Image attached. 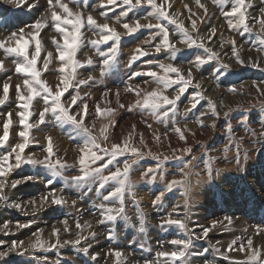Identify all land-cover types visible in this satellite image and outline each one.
<instances>
[{"label":"rangeland","instance_id":"1","mask_svg":"<svg viewBox=\"0 0 264 264\" xmlns=\"http://www.w3.org/2000/svg\"><path fill=\"white\" fill-rule=\"evenodd\" d=\"M61 2L67 3L73 12L83 13L85 17L91 14L98 23L107 22L121 33L116 63L104 76L100 75L103 57L97 55L96 50L88 45L77 53V59L82 62L89 57L95 61L90 67L78 69V79H87L89 74L96 77L94 83L80 88L81 96L88 94L85 98L89 115L85 122L91 126L95 119L94 132H97L101 124L108 121L95 118L96 104L102 109H116L111 118L109 140L102 141V147L110 148L112 143H120L131 134L130 144L140 148L145 155L138 158L132 166L128 177L131 187L125 192L123 205L119 202L109 204L113 208L123 207L124 212L116 221H105L104 224L97 223L101 217L96 206L102 202V195L114 190L113 182L102 190H97L98 183L79 188L69 186L39 165L22 164L19 169L11 172L8 177L9 185L26 176H35L36 179L22 182L15 188H5L9 203L20 202L22 210L0 206V225L7 222L11 229L7 235L0 232V241L4 242L0 245V250H6L13 241H22L23 247L0 260V264H166L165 258L158 257L157 253L177 250L178 246L169 242L173 239L188 238V233L183 229L175 226L160 227L161 220L167 219L169 213H173V219L186 217L187 229L196 235L201 234L203 227H211L213 221L221 222L212 228L206 238L193 237L188 255L177 264H243L250 255L247 248L249 238L253 241V248L261 251L264 258V45L261 44L264 40V24L258 22L264 20V13L261 12V9H264V0H246V5H251L244 9L250 29L247 32L242 28L229 27V18L225 13L235 6V0H199V4L196 0H168L171 5L167 8L169 15L182 22L198 43L203 42L206 47L219 54V60L202 66L195 65V60L196 55H204L203 49H187L185 45L178 43L180 33L175 25L166 20L159 22L168 27L171 42L177 43V47L183 49L176 54L175 60L163 50L159 54L155 53V45L161 39L154 36L155 29L143 28L135 34L125 35L126 30L121 26L123 23L133 25L137 19L141 24L158 22L151 17L143 18L151 11L150 7L132 10L122 17L120 14L126 7L120 0L113 5L107 4V0ZM160 2L161 0H157V3ZM200 4L204 7L201 8ZM53 6L52 9L49 8L48 0H21L19 5L17 0H0V40L7 39L12 33L19 34L23 29L24 39L30 41V54L35 49V41L30 39L29 35L34 29L30 26L37 21L48 20V26L42 29L37 37L42 43L38 69L42 68L43 60L49 51L54 53V57L56 55L53 38L63 43L61 35L55 32L52 26L51 11L55 10L61 15L63 13L59 6L55 5V0ZM101 12L107 13V21L100 15ZM193 20L195 30L192 28ZM213 30L215 35L209 39ZM82 31L85 33L86 45L87 40L99 39V35H93L91 29L85 28ZM233 41L238 55L244 61L243 66L235 61L232 53ZM9 43L15 46L14 40ZM110 45L111 42L101 45V51L107 52ZM138 48L149 55L140 57L129 66ZM0 59L5 61L6 68V71H0V96L3 94V84H10L9 99L0 105V136L3 135V123L7 113L13 114L8 145L0 148V154H3L9 151L11 146L23 142L18 135L23 127L19 124L16 113L22 109L18 106L20 101L16 99L15 85H21V91L25 95L27 92L23 88V75L15 73L13 57H5L3 50H0ZM149 60L172 63L185 73L191 68L193 84L199 82L201 85L200 88L189 86L177 102L175 114H170L168 119L162 121L157 120L148 111L127 110V105L135 103L137 97L134 93L125 92L126 85H139L144 91L157 88V84L147 76L129 79L131 74L137 71L152 70L162 74V70L155 63L147 64ZM221 62L229 64L231 70H220ZM59 68L60 62L53 58L49 70L44 72L41 78L50 86H55L60 82ZM178 87L179 85H173L165 90L164 94L172 98L176 95ZM117 90L120 103L124 104L125 108H119L116 102ZM106 91H109L108 96L103 95ZM70 94H75L71 88L65 93V98ZM210 102L216 105L220 113L218 117L211 115ZM193 103L196 104L195 108L192 107ZM33 105V115L29 123L38 120L43 102L34 101ZM225 112L228 113L227 116L224 115ZM202 113L207 115L202 116ZM198 118L203 119V126L196 122ZM172 121H176L181 129L187 125L190 131H185L186 141H181L173 133ZM141 134L147 147L139 143ZM46 136L53 138L54 151L59 158L66 160L68 165L77 163L78 151L75 149L83 143L84 137L76 135L67 125L63 129L54 126L50 115L46 124L40 125L39 129L30 130L31 143L22 155L26 157L35 154L36 158H43L45 153L42 148L46 144ZM157 136L160 137L159 140L155 139ZM185 147L191 148L192 152L183 154L180 151H172ZM149 150L154 155H159L160 161L147 155ZM164 155L169 156L167 161H163ZM174 156H181L182 159H175ZM192 156L196 157V160L192 161L193 166L184 168L182 172L184 162L191 160ZM117 159L118 165H110L105 175L114 171L117 166L123 168L125 160L131 161L135 157L125 155ZM10 162H15L14 154ZM149 168L157 170L147 173ZM184 173H188L187 186L176 184L168 190L167 185L174 180H183ZM64 174H80L78 165L67 168ZM48 179L53 181L51 185L47 184ZM49 192H55L57 196L63 195L68 202L58 207L49 201L41 207V197ZM161 193H164L163 197L154 205L153 201ZM33 199L36 200L35 208L28 203ZM72 201H76V204L73 205ZM225 217H230L231 222L225 220ZM65 218L68 220L69 232L64 231V225L61 223ZM141 220L144 222L143 232L140 231ZM75 221H80L81 224L85 221L91 223V228L81 233L87 239L81 240L77 246L63 245L64 240L76 238L78 229L75 227ZM17 224L29 226L17 229ZM53 227L60 229L59 236L63 246L28 247L36 238L34 233H39L41 229V239L55 243L56 238L52 236ZM258 230H261L260 234H257ZM90 232L95 233V236L89 235ZM110 232L114 233L113 239L108 238ZM233 241L236 242L235 245H232ZM242 243L245 245V251L238 250ZM85 247L89 249L88 255L80 250ZM117 252L121 255L117 256ZM97 253V259L92 260L91 256ZM167 264L171 262L168 261Z\"/></svg>","mask_w":264,"mask_h":264},{"label":"snow or ice","instance_id":"2","mask_svg":"<svg viewBox=\"0 0 264 264\" xmlns=\"http://www.w3.org/2000/svg\"><path fill=\"white\" fill-rule=\"evenodd\" d=\"M21 0H17V4ZM199 4V0H196ZM215 2V0H214ZM117 0H107V4L113 5L116 4ZM126 10L121 12V16H127L128 12L143 8L150 7L151 11L148 12L147 16L143 17L147 19L149 17L157 19V23H147L141 24L140 20L137 19L133 25L128 23H123L121 26L126 30L125 35H132L137 33L143 28L146 29H155L156 32L154 36H159L160 42L155 45L154 51L159 54L162 50L168 53L169 57L172 60L176 59V54L183 51L180 47H177V43H173L170 40L169 29L163 23L159 22L161 20L168 21L169 24L175 25L176 30L180 33V40L178 43L186 46L187 49L199 48L203 49L204 55H196L195 65L202 66L206 63H209L213 60H219V54L213 51L211 48L206 47L203 42L198 43L194 39L187 28L184 27L182 22H178L172 16L169 15L167 8L171 7L168 4V0H161L160 3H157V0H120ZM49 8L52 9L53 0H48ZM55 5L59 6L62 10L63 15L58 13L55 10L51 11V23L55 32L59 33L63 39V43H59L55 38H53L52 43L55 45L56 55L49 51L47 56L43 60V66L41 69L37 68V63L40 58L42 43L37 38L39 32L48 26V20L44 19L42 21H37L35 24L30 27L34 29V32L29 33L32 37V40L35 41V49L31 54L29 53L30 41L25 40L22 33L23 29L20 30V33H12L10 37L4 40H0V50H3L5 57H13L12 63L15 66V73L23 75L24 79L22 81L23 88L26 90L27 94L21 91V85H15L16 99L20 101L19 108L22 109L18 111L16 115L19 117V124L23 127V130L18 133L22 138V143H17L14 146L10 147V150L6 153L0 154V206L15 208L17 210H22V204L20 202L12 201L9 203V197L5 194L6 187L15 188L22 182H27L35 180V176H26L22 180H15L10 185L8 184V177L11 172L15 169H19L22 164H28L32 166H42L47 171L55 177L60 178L65 185L83 187L88 184L98 183V189L102 190L110 182L115 184L113 191H109L107 195H102V202L96 207L99 209L100 219L97 221L98 224H104L105 221L114 222L122 215L124 212L123 207L113 208L109 204L119 202L120 205H123L125 192L130 190V184L128 183V177L132 170V166L137 162L138 158H141L145 155L140 148L130 144V135L129 137L124 138L120 143H112L109 147H102V141L106 142L109 140V129L112 125V117L115 115L116 109L104 108L102 109L97 103L95 106V118L96 119H107V123L101 124L97 132H94L96 127L95 119L92 122L91 126L86 124V118L89 115V106L86 100V96H81L80 88L81 86H88L90 83H94L96 77L89 74L87 79H78V69L87 68L95 64V61L89 57L86 61H80L77 59V53L85 46L90 45L92 49L96 50L97 55L103 57L102 67L100 70V75L104 76L107 74L108 70L114 67L116 63V53L118 51V45L121 41V33L117 29L110 25L109 23H98L97 20L91 15L88 14L86 17L83 13L73 12L69 8L67 3H62L61 0H55ZM103 6V5H102ZM187 8V5H185ZM200 7L204 6L200 4ZM251 7V5H246V0H235V6L232 7L231 11L226 12L225 16L229 18V27L231 28H242L245 32L250 31L248 27V17L246 16L245 8ZM207 10L205 9V12ZM261 12L264 13V9H261ZM101 16L105 17L107 21V13L101 12ZM235 20V23H233ZM119 22V18H117ZM258 22L264 24V20H258ZM88 28L93 31V35H99V39H90L87 40V45L85 44V33L83 29ZM192 28L195 30V21H192ZM215 35L213 33L209 36V39ZM15 41V46L10 45V41ZM111 42L108 51H101V45H108ZM233 49L232 53L235 57L236 63L241 66L244 65V61L238 55L235 48V41L232 42ZM261 44L264 45V40L261 41ZM134 54L129 62L134 63L140 57L148 56L149 53L138 48L135 50ZM53 58L60 62L59 72L61 73L60 82L55 86H50L48 82L42 79L44 72L49 70V65L52 63ZM153 63L162 70L161 72L157 71H137L131 74L129 79L136 76H147L151 79L152 82L157 84V88L152 91H144L140 88L139 85L133 87L131 84L126 85V93H134L137 97L135 103L127 105V110L129 112L134 109H139L141 111H148L157 120L168 119L170 114L174 115L176 112V104L180 100V97L187 91L189 86L200 88L201 85L199 82L193 84V73L192 69H187L186 73L180 68L175 66L172 63L165 64L159 61H147L148 65ZM231 70L229 64L221 62L220 70ZM0 71H6L5 61L0 59ZM174 74V78H173ZM11 80V77H9ZM173 85H179L176 89V95L170 98L168 95H165L164 92L168 88H171ZM73 89L75 94H70L65 98V93H68L69 89ZM9 89L10 84L5 82L3 84V94L0 96V105L5 104L9 99ZM110 91V90H109ZM109 91H106L103 95L108 96ZM230 91H235V89H230ZM143 94V95H142ZM116 102L119 108H125L126 106L120 103L119 100V90L116 91ZM198 95H201L198 93ZM40 103L43 102L42 110L38 113V120L34 123H29L31 116L33 115L32 108L34 107L33 102ZM192 107L195 108L196 104L193 103ZM210 111L212 116L218 117L220 113L216 109V105L210 102ZM12 113H7V118L3 123V135L0 136V148H4L8 145L10 137V128L12 126ZM49 115L53 119L54 126L63 129L65 125L69 126L76 135L84 137L83 143L76 146V151H78L77 163L73 165H68L66 160H62L57 156V153L54 151L53 138L51 136H46V144L42 148V151L45 153L43 158H36L35 154L23 156L24 150L28 147L30 140V130L33 128L39 129L40 125H44L48 121ZM202 116L207 115V113H202ZM225 116L228 115L227 112L224 113ZM198 124L203 126V119L198 118L196 121ZM173 123V133L178 136L181 141H186L185 131H190L185 125L184 129L179 127L176 121ZM151 127V125H148ZM135 129V125L132 126ZM231 129L229 128V131ZM194 135V134H193ZM159 140L160 137H155ZM139 143L144 147L147 145L144 142L143 135L140 136ZM173 153L180 151L183 154H188L192 152L191 148L185 147L182 149H172ZM14 154V163H11L10 160L13 158ZM130 155L135 157V159L125 160L123 162V168L117 166L114 171H109L105 175V171L109 170V166L113 164L118 165V157ZM147 155L153 156L154 159L160 161L159 155H154L151 150L147 152ZM175 159H182L181 156H174ZM169 156L164 155L163 161H167ZM196 160L195 156H192L191 160L184 162L181 171L183 172L184 168L192 167V161ZM99 162V163H98ZM80 174L67 176L65 175V170L69 167H77ZM95 165V166H94ZM157 169L149 168L147 173H153ZM187 177L188 173H184L183 180H174L167 185V189L171 190L176 184H184L187 186ZM209 178H211V171H209ZM53 181L51 179L47 180V184L51 185ZM63 191V190H61ZM164 193H161L160 196H157L153 201V204H157ZM51 202L52 205L62 207L68 201L64 198L63 195L57 196L55 192H49L46 195L42 196L40 199V206L43 207L46 203ZM107 202V203H105ZM30 203L33 208L36 207V200H30ZM73 205L76 204V201H72ZM187 207V204H186ZM173 213H169L167 219L161 220L160 227L167 226L171 228L175 226L176 228L183 229L188 233L187 239H173L169 243L174 246H178L177 250L166 252L160 251L157 253L158 257L165 258L166 264L168 261L171 264H177L178 261H183L184 258L188 255L189 249L193 243V237L195 239L206 238L208 233L214 228L220 221H213L211 227H203L201 229V234L196 235L191 230L187 229L185 219H173ZM225 220L231 222L230 217H225ZM61 223L64 225V231L69 232L70 228L68 225V220L65 218ZM143 220L140 221L141 227L140 231H144ZM28 224H17L16 228L21 229L28 227ZM75 227L78 231L75 233L76 238L73 240H64L63 245L71 244L73 246L80 245L81 240H86L87 237L83 236L81 233L85 229L91 228V223L85 221L83 224L80 221H75ZM11 229L9 224L6 222L3 225H0V232H3L7 235ZM43 230H39V233H34L36 237L34 241L30 242L28 247L30 248H54L61 244L59 232L60 229L53 227L52 236L56 238L55 243H50L48 241H43L41 239V233ZM261 230H258L257 234H260ZM89 235L95 236V233L90 232ZM109 239L114 238V233L110 232L108 234ZM3 241H0V245H3ZM235 241L232 242V245H235ZM232 245L229 246L232 250ZM23 247V242L13 241L7 247L6 250H0V260H3L5 257L9 256L10 253L17 251L19 248ZM247 248L250 250V255L243 262V264H264V258L261 256V252L253 248V241L251 238L247 240ZM85 255L89 254L88 248L80 249ZM239 251H245V245L242 243L239 246ZM99 254L91 256L92 260H96ZM117 256L121 253L117 252Z\"/></svg>","mask_w":264,"mask_h":264},{"label":"bare ground","instance_id":"3","mask_svg":"<svg viewBox=\"0 0 264 264\" xmlns=\"http://www.w3.org/2000/svg\"><path fill=\"white\" fill-rule=\"evenodd\" d=\"M57 7V6H56ZM30 39H32V37L30 38ZM231 231V230H230ZM234 233V232H233ZM258 241V240H257ZM256 247V246H255ZM262 247V246H261ZM254 249H256V248H254ZM258 250V249H257ZM263 251V250H262ZM261 252V251H260ZM248 253H249V251H248Z\"/></svg>","mask_w":264,"mask_h":264}]
</instances>
